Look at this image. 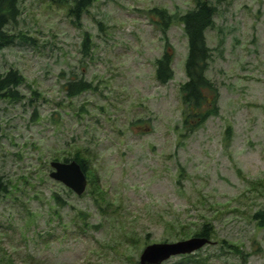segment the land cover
Returning a JSON list of instances; mask_svg holds the SVG:
<instances>
[{
	"label": "rangeland",
	"instance_id": "374dc122",
	"mask_svg": "<svg viewBox=\"0 0 264 264\" xmlns=\"http://www.w3.org/2000/svg\"><path fill=\"white\" fill-rule=\"evenodd\" d=\"M194 2L94 0L76 27L62 0L20 1L16 30L37 45L0 49V69L19 70L29 85L20 103L0 99L9 188L0 196V264H98L105 254L130 264L146 244L189 238L203 222L214 232L200 255L163 264H264V226L252 218L264 207V0L218 4L206 38L219 111L183 135L186 37L174 21L173 77L158 83L163 38L149 10L180 14ZM80 73L96 87L70 99L64 86ZM74 154L88 169L80 196L48 175L51 160ZM222 238L240 251L219 249Z\"/></svg>",
	"mask_w": 264,
	"mask_h": 264
},
{
	"label": "trees",
	"instance_id": "16d2710c",
	"mask_svg": "<svg viewBox=\"0 0 264 264\" xmlns=\"http://www.w3.org/2000/svg\"><path fill=\"white\" fill-rule=\"evenodd\" d=\"M20 1L0 0V49L10 46L28 45L33 47L37 45L31 36L20 30H16V23L21 14V9L19 8ZM62 1L66 3L67 14L71 17L76 27H80L82 18L94 2V0ZM223 2L228 3V0H195L193 6L180 14L177 12L170 13L167 9L158 7L149 10L153 24L160 31L163 38L161 55L154 60V76L158 83L166 84L173 77L172 65L174 49L168 39L167 31L174 21L182 24L186 37L187 55L184 64L186 79L179 85L180 98L184 105L181 120V129L183 130L181 134L183 135L192 133L210 116L217 115L219 111V87L216 81L207 75L210 61L213 57V49L207 43L206 31L214 28L218 4H222ZM91 46L90 38L85 33L80 47L82 57L89 56ZM80 75L77 79L67 81L64 86L66 97L71 99L83 92H87L93 88L95 89L96 86H93L89 79L82 73ZM28 86L19 70L13 67H9L6 70L0 69V99H5L15 104L20 103L25 97L23 88ZM32 91L35 92V90ZM230 131L231 127L227 126L225 128L226 140L230 139ZM72 159H75L80 164L88 179L86 160L79 158L76 154L73 155ZM63 160L67 161L69 158H63ZM8 190V180L4 175L0 174V196L8 192ZM53 199L62 206L66 204V201L56 193ZM252 218L257 221L259 226H264V207L254 212ZM84 223L86 224V222ZM99 227L101 226L97 224L93 225V228L96 230ZM213 232L214 226L210 222H203L191 236L201 235L210 238ZM133 243L128 244V247L132 248ZM115 246L109 245L110 248L117 252L118 248ZM218 248L223 251L227 248L230 252L240 251L237 244L225 238L220 239ZM201 250L202 248L190 254L174 257L183 259V263H187L186 260L191 259V257L194 259L196 256H199ZM119 258L120 256L118 258L108 259V255L105 254L103 257L104 262L102 261L103 263L99 262L98 264H118L115 259ZM202 258L204 259L206 257L202 256ZM129 262L130 264H138L137 261Z\"/></svg>",
	"mask_w": 264,
	"mask_h": 264
},
{
	"label": "water",
	"instance_id": "95a60500",
	"mask_svg": "<svg viewBox=\"0 0 264 264\" xmlns=\"http://www.w3.org/2000/svg\"><path fill=\"white\" fill-rule=\"evenodd\" d=\"M49 177L62 183L76 195H81L87 186V177L80 164L75 160L49 162ZM211 240L207 236L193 235L173 242H154L147 244L140 252L138 264H161L172 256L195 252Z\"/></svg>",
	"mask_w": 264,
	"mask_h": 264
}]
</instances>
